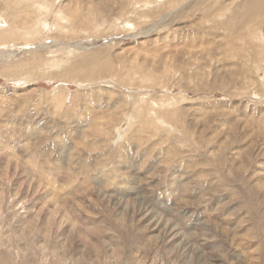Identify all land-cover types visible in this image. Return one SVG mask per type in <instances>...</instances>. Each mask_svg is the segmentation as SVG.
Wrapping results in <instances>:
<instances>
[{
	"label": "rangeland",
	"instance_id": "rangeland-1",
	"mask_svg": "<svg viewBox=\"0 0 264 264\" xmlns=\"http://www.w3.org/2000/svg\"><path fill=\"white\" fill-rule=\"evenodd\" d=\"M262 1L0 0V264H264Z\"/></svg>",
	"mask_w": 264,
	"mask_h": 264
},
{
	"label": "bare ground",
	"instance_id": "bare-ground-1",
	"mask_svg": "<svg viewBox=\"0 0 264 264\" xmlns=\"http://www.w3.org/2000/svg\"><path fill=\"white\" fill-rule=\"evenodd\" d=\"M262 3H264L263 1H262ZM260 5H262V4H260ZM264 6V5H263ZM263 6H261V7H263ZM260 7V6H259ZM261 9V8H260ZM260 9H258V11H260ZM251 11V10H250ZM264 10H262V12H263ZM252 12H253V10H252ZM264 13V12H263ZM253 14V13H252ZM251 14V15H252ZM256 14V13H255ZM260 14V13H259ZM77 16V15H76ZM253 18V17H252ZM61 19V18H60ZM63 19V18H62ZM249 21V20H248ZM25 24V23H24ZM58 24H60V23H58ZM13 26V25H12ZM15 28H16V26H15ZM12 29V28H11ZM19 29H21L22 31H24V33L27 35V37L28 38H34V37H36L37 36V33H40L41 31H42V29H41V27H40V24H37L36 25V27H34V26H32V25H28V26H24V27H20ZM1 30V29H0ZM3 30V29H2ZM19 31V30H18ZM251 32H250V34L252 33V30H250ZM22 34V33H21ZM20 34V35H21ZM255 34V33H254ZM22 36V35H21ZM257 36H258V34H257ZM14 38V37H13Z\"/></svg>",
	"mask_w": 264,
	"mask_h": 264
}]
</instances>
